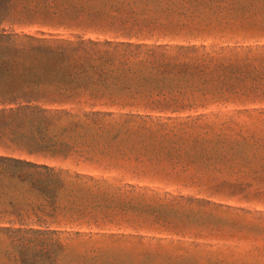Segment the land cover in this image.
I'll list each match as a JSON object with an SVG mask.
<instances>
[{"label": "rangeland", "instance_id": "1", "mask_svg": "<svg viewBox=\"0 0 264 264\" xmlns=\"http://www.w3.org/2000/svg\"><path fill=\"white\" fill-rule=\"evenodd\" d=\"M7 8V30L193 45L214 61L187 77L195 108L98 105L112 115L49 127L54 155L29 159L90 179L61 193L47 242L0 231V264H264V0H0V18Z\"/></svg>", "mask_w": 264, "mask_h": 264}, {"label": "trees", "instance_id": "2", "mask_svg": "<svg viewBox=\"0 0 264 264\" xmlns=\"http://www.w3.org/2000/svg\"><path fill=\"white\" fill-rule=\"evenodd\" d=\"M39 19L51 21L44 15ZM197 50L130 37L99 40L0 28V116L10 127L0 134L2 147L26 155L0 154V231L10 243L22 246L36 238L47 242L58 233L53 224L65 210L61 193L71 187L82 190L83 179H90L29 159L54 155L56 144L48 128L63 117L67 125L76 126L112 115L95 109L98 105L135 108L137 113H125L129 118L195 108V102L184 98L183 89L192 86L187 77L214 61L212 54Z\"/></svg>", "mask_w": 264, "mask_h": 264}]
</instances>
